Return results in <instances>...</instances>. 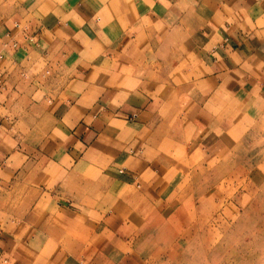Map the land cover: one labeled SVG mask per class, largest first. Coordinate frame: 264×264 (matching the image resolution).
Instances as JSON below:
<instances>
[{
	"label": "crops",
	"instance_id": "obj_1",
	"mask_svg": "<svg viewBox=\"0 0 264 264\" xmlns=\"http://www.w3.org/2000/svg\"><path fill=\"white\" fill-rule=\"evenodd\" d=\"M240 131L264 140V0H0L3 262L16 230L92 213L191 135L219 164Z\"/></svg>",
	"mask_w": 264,
	"mask_h": 264
},
{
	"label": "rangeland",
	"instance_id": "obj_2",
	"mask_svg": "<svg viewBox=\"0 0 264 264\" xmlns=\"http://www.w3.org/2000/svg\"><path fill=\"white\" fill-rule=\"evenodd\" d=\"M242 131L219 164L191 135L189 158L155 159L139 186L111 178L92 213L45 217L29 239L16 230L0 264H264V140Z\"/></svg>",
	"mask_w": 264,
	"mask_h": 264
},
{
	"label": "bare ground",
	"instance_id": "obj_3",
	"mask_svg": "<svg viewBox=\"0 0 264 264\" xmlns=\"http://www.w3.org/2000/svg\"><path fill=\"white\" fill-rule=\"evenodd\" d=\"M193 201V200H192ZM199 203V202H198Z\"/></svg>",
	"mask_w": 264,
	"mask_h": 264
}]
</instances>
